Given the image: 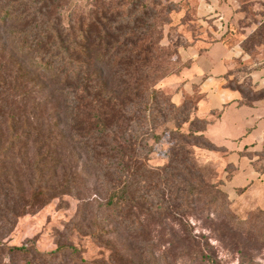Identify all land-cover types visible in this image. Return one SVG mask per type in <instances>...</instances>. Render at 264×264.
<instances>
[{
	"label": "rangeland",
	"instance_id": "374dc122",
	"mask_svg": "<svg viewBox=\"0 0 264 264\" xmlns=\"http://www.w3.org/2000/svg\"><path fill=\"white\" fill-rule=\"evenodd\" d=\"M8 1L13 0L3 2ZM74 1L78 7L86 5L84 1ZM117 1L129 15V35L141 39L134 46L130 44L129 56L135 61L129 72H137L141 83L151 74L167 75L156 81L155 88L177 107L186 109L179 117L167 113L168 122L158 116V137L149 142L154 149L150 156L142 135L147 126L143 128L139 122L134 129L137 155L150 158L147 163L155 170L169 163L173 145L180 144L189 149L195 169L186 171L176 166L174 173L183 175L173 176L172 185L162 184L153 174H147L144 181L130 179L129 189L117 184L126 191L121 199H126L123 203L127 204V213L107 206V187L95 181L91 171L87 172L89 179L80 181L87 186V205L83 206L75 196L52 202L43 196L35 204L39 188L48 183L46 170L43 176L41 168L30 162L37 155L36 149L26 140L16 144L10 137H0V264H27L32 255L39 259L65 244L77 248L79 259L98 264H264V145L250 155L259 178L253 180L248 175L230 186L238 168L225 163V152L210 147L203 139H170L172 131L189 134L206 125V121L195 120L192 126L177 128L191 112L192 120L196 119L202 102L201 80L194 81L192 69L197 55L192 48L197 40L206 32L222 37L228 21L229 30L236 31L247 20H259L264 14V0ZM218 3L223 11L217 8ZM214 4L225 15L224 28L214 24L213 18L203 17L213 14L210 7ZM263 33L264 27L260 34ZM253 41L260 39L252 37L246 47ZM149 45L151 48L144 51ZM237 86L233 81V87ZM243 91L252 96L248 79ZM158 102L163 103L161 99ZM164 107L161 105V109ZM6 140L11 144L7 151L3 149L8 146ZM26 144L28 149L24 148ZM79 162V173L84 175L82 159ZM74 163L71 161L69 166L74 167ZM191 186L198 187V194H187ZM16 248H24L31 255L13 251ZM70 253L60 251L50 264H75Z\"/></svg>",
	"mask_w": 264,
	"mask_h": 264
},
{
	"label": "trees",
	"instance_id": "16d2710c",
	"mask_svg": "<svg viewBox=\"0 0 264 264\" xmlns=\"http://www.w3.org/2000/svg\"><path fill=\"white\" fill-rule=\"evenodd\" d=\"M3 1L0 0V137H10L16 144L26 140L36 149L37 155L30 162L41 168V175L46 170L48 183L39 188L35 204L43 196L49 202L75 196L83 206L87 205V186L80 181L89 179L87 172L91 171L93 179L107 187V206L127 213V204L123 203L126 199H121L126 191L117 184L129 189L130 179L144 181L147 174H153L162 184L172 185L173 176L183 175L174 173L176 166L186 171L195 169L189 149L180 144L173 145L169 163L155 170L147 163L150 158L137 155L134 129L139 122L143 128L147 126L142 135L150 156L154 149L149 142L158 137V116L168 122L167 113L179 117L186 109L177 107L155 88L156 81L167 75L151 74L141 83L137 72H129L135 61L129 56V47L141 39L129 35V15L121 10L123 4L120 6L117 0H79L86 5L78 7L74 0ZM260 33L262 29L255 35L260 39L257 43L264 40V33ZM149 48L151 45L143 50ZM243 92L250 99L264 95V91L252 92L251 97ZM256 94L259 97H253ZM161 105L165 107L161 109ZM191 114L177 125L179 130L200 121L192 120ZM205 124L204 129L189 134L172 131L170 139H203L218 149L204 136L208 123ZM10 145L3 149L7 151ZM24 148L28 149L27 144ZM80 159L84 175L79 173ZM71 161L74 167L69 166ZM197 189L191 186L186 192L198 194ZM62 250L71 252L75 264H98L79 259L77 248L68 244L39 259L32 255L27 264L55 262V255ZM13 251L31 255L24 248Z\"/></svg>",
	"mask_w": 264,
	"mask_h": 264
},
{
	"label": "crops",
	"instance_id": "0c3cea01",
	"mask_svg": "<svg viewBox=\"0 0 264 264\" xmlns=\"http://www.w3.org/2000/svg\"><path fill=\"white\" fill-rule=\"evenodd\" d=\"M220 5L218 3L217 8L223 11ZM214 6L210 7L213 14L209 12L203 17L206 20L213 18L214 24L220 23L224 28L225 15ZM228 23L222 37L215 38L206 32V36L197 40L192 48L197 54L192 69L196 76L194 81L201 80L198 82L202 96L195 118L208 123L204 136L225 152V163L237 166V175L228 183L232 186L248 175L253 180L260 176L250 155L264 145V95L250 99L241 87L248 79L253 92L264 91V40L246 47L247 42L264 27V14L259 20L243 22L236 31H230ZM210 28L217 33L214 27ZM233 81L237 87H233Z\"/></svg>",
	"mask_w": 264,
	"mask_h": 264
}]
</instances>
